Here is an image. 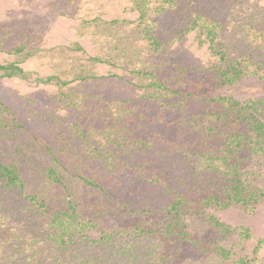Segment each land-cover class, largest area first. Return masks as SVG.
Here are the masks:
<instances>
[{
	"label": "rangeland",
	"instance_id": "obj_1",
	"mask_svg": "<svg viewBox=\"0 0 264 264\" xmlns=\"http://www.w3.org/2000/svg\"><path fill=\"white\" fill-rule=\"evenodd\" d=\"M170 1L153 15L155 51L134 0H0V63L24 46L36 51L24 70L58 81L0 76L19 124L0 112V163L24 182L0 181V264H264V197L223 206L237 183L264 192V143L210 102L253 103L246 110L264 121V0ZM197 15L217 24L227 61L241 62L235 83L201 44ZM234 132L241 147L228 144Z\"/></svg>",
	"mask_w": 264,
	"mask_h": 264
},
{
	"label": "trees",
	"instance_id": "obj_2",
	"mask_svg": "<svg viewBox=\"0 0 264 264\" xmlns=\"http://www.w3.org/2000/svg\"><path fill=\"white\" fill-rule=\"evenodd\" d=\"M155 0H134L136 10L138 12V25L137 28H141V34L142 38L148 41L149 47L152 50H158L161 48L160 42L155 38L154 33L152 32V27L154 25L153 22V15L158 16L159 14L165 12L168 8H170L173 1L170 0H158L153 8H150V5ZM199 26L201 30H203V33L205 34L204 39L201 41V44L209 42L210 49L219 56V61H221L224 66L220 65L217 69V72H219L220 76L223 78L225 83L227 84H233L236 82L237 79H240V77L243 75V67L241 66V62H228L226 58V53L222 49H216L214 45V41L218 37L219 29L217 27V24L211 23L207 20H204L202 17L197 15L195 17V20L193 22V28H196ZM77 50H82L81 47L76 46ZM13 54L16 55V60L12 62H5L0 63V76L5 78H21V79H29L33 78L37 84H51L55 83L57 84L58 81L55 80L54 76H39L37 74L33 75L32 72L24 70V68L21 66L22 63L28 59L33 57L36 54L35 50H26L24 46H18L13 51ZM91 61L94 63H102V59L98 57L91 58ZM85 76H94L93 74H86L81 75L79 73L78 78H86ZM64 84V83H63ZM155 85V84H152ZM160 87L162 86V83H158ZM210 102L212 103H221L225 109H228L229 111L226 112L227 116L230 115L232 123L235 125L237 124L242 118L248 119V123L250 126L255 130V134L251 136L250 138L254 140L255 138L258 139V143H264V121L259 120L256 116V112L258 110H255V113L252 111H248L250 106H254L253 103L242 105L241 103L235 101L233 98L228 96H220L217 98L210 99ZM0 112L4 115L8 116L13 124L16 126H19V124L16 121L15 115L10 111V109L3 104L0 101ZM237 113L238 116L233 119V114ZM251 113H254L255 115H252ZM244 136L241 133H231L227 136L228 144L230 146L235 145L238 147H241L244 143L243 140ZM260 149H263V145L259 147ZM48 176L53 179L54 181H58L57 179V171L55 168H50L48 171ZM0 181H5L8 186L15 187L17 189L22 190L24 188V182L17 170V168L14 165H4L0 163ZM88 184L95 185L92 181H87ZM96 186V185H95ZM260 197H264L263 191H251V187L249 185H245L244 183H237L233 186V189L228 194V202L223 204V206H228L229 204H232L235 202L236 204L243 205L244 207L248 206L250 203L257 201ZM34 204H36L43 212L46 213L45 206L40 203L35 196H29L28 197ZM218 206H222L221 203L217 202L216 200H213ZM183 203L182 199L180 197H177V201H175L171 208L173 212L175 211V214H178V207ZM74 209V205H72ZM53 222L58 223L61 222L60 214L53 217ZM0 222L5 223V219L0 215ZM1 223V224H2ZM61 224V223H60ZM215 225L218 228H221L223 231L230 230L229 227L225 226L224 224L215 221ZM235 230H240V234L243 236L248 237V230L244 228H236ZM264 242L263 240L259 241V244ZM236 264H251L250 261H247L246 259L239 260Z\"/></svg>",
	"mask_w": 264,
	"mask_h": 264
}]
</instances>
